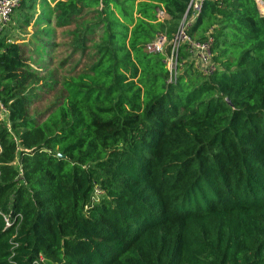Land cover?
Segmentation results:
<instances>
[{"label": "trees", "instance_id": "16d2710c", "mask_svg": "<svg viewBox=\"0 0 264 264\" xmlns=\"http://www.w3.org/2000/svg\"><path fill=\"white\" fill-rule=\"evenodd\" d=\"M190 1L15 11L21 31L75 25L94 61L40 121L29 89L41 78L3 33L0 264H264V16L255 0H205L187 33L211 32L221 68L186 63L170 84L148 46L174 38Z\"/></svg>", "mask_w": 264, "mask_h": 264}, {"label": "rangeland", "instance_id": "374dc122", "mask_svg": "<svg viewBox=\"0 0 264 264\" xmlns=\"http://www.w3.org/2000/svg\"><path fill=\"white\" fill-rule=\"evenodd\" d=\"M49 5V8L46 7L48 11L54 6L52 0H49ZM259 8L264 12V5H260ZM40 12H42V6L39 5L37 14ZM16 26L11 21L5 31L8 30V36L12 37L13 41L21 44L28 64L41 78L37 85L35 84L29 89L31 98L30 114H38V119L41 121L57 104L58 95L62 91L61 83L63 79L79 74L91 66L94 61L92 59L93 44L89 42L85 51L75 50L73 44L75 37L72 36L75 25L56 28L54 24L51 26L43 23L39 25L32 24L25 31H21ZM163 40L167 46L169 43L164 38ZM233 52L231 50V53ZM184 66L180 70V75L185 71L186 67ZM219 68L221 66L218 65Z\"/></svg>", "mask_w": 264, "mask_h": 264}, {"label": "built area", "instance_id": "2783aa9c", "mask_svg": "<svg viewBox=\"0 0 264 264\" xmlns=\"http://www.w3.org/2000/svg\"><path fill=\"white\" fill-rule=\"evenodd\" d=\"M204 1L205 0L190 1L188 11L181 22L179 29L177 30L174 38L171 41H167L169 43L167 46L163 40V38L167 40L165 37H159L155 42L148 46L149 52L165 56L167 69L169 71L168 83L170 84L177 82L180 70L186 63L192 64L195 70L206 77L212 76L218 70V65L214 60V39L211 36V32L207 34V38L204 41H196L187 33L189 26H191L199 16ZM255 1L258 6L264 5V0ZM23 2L24 0H0V50L3 33L11 22L14 12L21 7ZM189 12H192V16L188 18ZM260 12L264 16V12L261 10ZM164 17L165 13L159 12L158 18L163 20ZM183 47H185L188 57L186 60L181 61L180 55ZM1 108L4 111L3 107ZM100 194L101 192L97 191V196ZM7 226H10L8 222ZM41 261L43 262V258Z\"/></svg>", "mask_w": 264, "mask_h": 264}, {"label": "crops", "instance_id": "0c3cea01", "mask_svg": "<svg viewBox=\"0 0 264 264\" xmlns=\"http://www.w3.org/2000/svg\"><path fill=\"white\" fill-rule=\"evenodd\" d=\"M38 1V3L40 2V0H37ZM48 1V3H49V0H47ZM53 1V4H55L57 1H60V0H52ZM17 11V10H16ZM13 15H15V12H14V14ZM13 19V20H12ZM169 19V17L167 16V15H165V17L163 18V21L164 20H168ZM11 21H13L14 22V24H16L17 25V23H16V21H15V16L13 17L12 16V18H11ZM16 27H18V25L16 26ZM4 35L5 36H7V35H9V32H8V30H6V31H4ZM10 37V36H9ZM11 40V42L13 41V39H12V37L10 38ZM24 42V41H23Z\"/></svg>", "mask_w": 264, "mask_h": 264}, {"label": "water", "instance_id": "95a60500", "mask_svg": "<svg viewBox=\"0 0 264 264\" xmlns=\"http://www.w3.org/2000/svg\"><path fill=\"white\" fill-rule=\"evenodd\" d=\"M229 102V101H228Z\"/></svg>", "mask_w": 264, "mask_h": 264}]
</instances>
